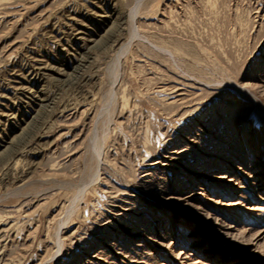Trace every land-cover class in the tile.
<instances>
[{"label":"rangeland","instance_id":"rangeland-1","mask_svg":"<svg viewBox=\"0 0 264 264\" xmlns=\"http://www.w3.org/2000/svg\"><path fill=\"white\" fill-rule=\"evenodd\" d=\"M0 264H264V0H0Z\"/></svg>","mask_w":264,"mask_h":264},{"label":"bare ground","instance_id":"bare-ground-1","mask_svg":"<svg viewBox=\"0 0 264 264\" xmlns=\"http://www.w3.org/2000/svg\"><path fill=\"white\" fill-rule=\"evenodd\" d=\"M3 1V0H2ZM14 1V0H13ZM21 1V0H20ZM5 2V1H4ZM13 3V2H12ZM17 3V2H16ZM3 4V3H2ZM25 4V3H24ZM133 15H135V14H133ZM122 54V53H121ZM30 65V64H29ZM75 79V78H74ZM77 79V78H76ZM83 82V81H82ZM125 100V99H124ZM3 231V230H2ZM3 238V237H2ZM1 256H2V254H1Z\"/></svg>","mask_w":264,"mask_h":264}]
</instances>
